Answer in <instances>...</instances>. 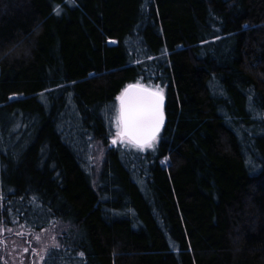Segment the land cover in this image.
Instances as JSON below:
<instances>
[{
	"label": "trees",
	"instance_id": "obj_1",
	"mask_svg": "<svg viewBox=\"0 0 264 264\" xmlns=\"http://www.w3.org/2000/svg\"><path fill=\"white\" fill-rule=\"evenodd\" d=\"M129 85L164 128L95 176ZM53 224L42 264H264V0H0V230Z\"/></svg>",
	"mask_w": 264,
	"mask_h": 264
},
{
	"label": "rangeland",
	"instance_id": "obj_2",
	"mask_svg": "<svg viewBox=\"0 0 264 264\" xmlns=\"http://www.w3.org/2000/svg\"><path fill=\"white\" fill-rule=\"evenodd\" d=\"M118 118L119 115L116 113L113 122L116 135L112 138V141L115 139L116 143L110 142L106 147L100 142H93L91 147V159L89 161L95 176L100 172L110 147L120 143L122 147L131 148V143L129 144L127 140H119L118 138V132L120 131ZM149 150L151 148L141 151L146 152ZM68 229V225L53 224L41 232L0 230V256L4 264H42L45 253L49 249L58 246L63 238L62 236L68 234Z\"/></svg>",
	"mask_w": 264,
	"mask_h": 264
},
{
	"label": "snow or ice",
	"instance_id": "obj_3",
	"mask_svg": "<svg viewBox=\"0 0 264 264\" xmlns=\"http://www.w3.org/2000/svg\"><path fill=\"white\" fill-rule=\"evenodd\" d=\"M116 99L120 102L118 123L122 126L118 135L127 137L139 150L153 148L164 122L163 90L129 85Z\"/></svg>",
	"mask_w": 264,
	"mask_h": 264
},
{
	"label": "water",
	"instance_id": "obj_4",
	"mask_svg": "<svg viewBox=\"0 0 264 264\" xmlns=\"http://www.w3.org/2000/svg\"><path fill=\"white\" fill-rule=\"evenodd\" d=\"M125 89H127V87L125 88ZM124 89V90H125ZM123 93V92H122ZM121 93V94H122ZM119 104H120V102L118 101V113H119ZM164 108H165V98H164V105H163V114H164V122H163V126H162V128H161V131H160V133H159V135L161 134V132H162V130H163V128H164V125H165V113H164ZM122 130V126L120 125V131ZM118 138H119V140H124V139H127V137H121L120 135H118Z\"/></svg>",
	"mask_w": 264,
	"mask_h": 264
}]
</instances>
